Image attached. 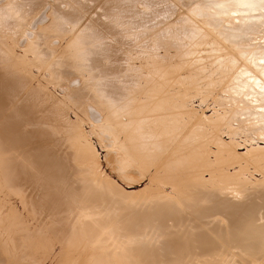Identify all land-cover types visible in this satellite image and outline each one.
Here are the masks:
<instances>
[{"label":"bare ground","instance_id":"bare-ground-1","mask_svg":"<svg viewBox=\"0 0 264 264\" xmlns=\"http://www.w3.org/2000/svg\"><path fill=\"white\" fill-rule=\"evenodd\" d=\"M261 144L264 0H0L2 263L264 264Z\"/></svg>","mask_w":264,"mask_h":264},{"label":"rangeland","instance_id":"rangeland-1","mask_svg":"<svg viewBox=\"0 0 264 264\" xmlns=\"http://www.w3.org/2000/svg\"><path fill=\"white\" fill-rule=\"evenodd\" d=\"M16 52L21 54V50L19 48H16ZM32 72H33V74L35 73V76L33 75L34 76L33 83L35 85H37L38 81H40V82H42V84L46 85L45 79H43V77H41V72H39L36 69H32ZM36 75H37V77H36ZM48 88L51 91H53L54 94L57 93L56 95H59L60 91H58L57 89H54L51 85H49ZM194 106L196 108H199V103L196 102L194 104ZM212 109H213L212 106L208 108L206 106V104H204L203 108L202 109H198V110L199 111L202 110L203 112H205L206 116H211L213 114V110ZM70 115H71L72 118H74V114L72 112H70ZM85 128L88 129V126H85ZM223 139L228 141L229 137L227 135H224ZM92 141H93V143H94V145L96 147V150H97V152L99 154L103 171H105L107 174H110V169H108L109 167H107V163H106V160H105V155H106L105 149H103L98 144V142H97L95 137H92ZM237 141H239L240 143H243V140L240 139V138H237ZM260 146L264 147V144H261ZM239 148H241V149H238V147H237L238 153L239 154H245V152H246L245 151L246 150L245 146H239ZM103 161H105V162H103ZM234 168L237 169V166H235ZM230 172H233V168L230 169ZM255 176L259 177V174H255ZM112 177H113V180L115 182H117L119 184V186L124 188L127 192H130V193L132 192V193H135V194L143 191L145 189L146 184L148 183L144 179L142 181L143 183H140L139 185L133 186L135 188L134 189L133 187L129 188L125 182H123L122 180L116 178L115 175L114 176L112 175ZM167 190H169V189L167 188ZM0 206H2V213L3 214H9L11 212L10 214L17 213L18 215H21L23 217L24 221H25L26 226L29 227V233L34 230L35 221H33L32 216H30L29 212H27L28 211L27 208L24 207L23 201L20 198L19 193L10 192V191H8V189H6V190L5 189H0ZM5 227L7 228V226L4 224V228ZM2 239L5 241V237H2ZM56 250H57V247H56ZM57 252H58V250H57ZM38 259H39V262H40L39 264H52V260L50 258H48V257H42V256L40 257L39 256ZM3 262H5V261H3ZM0 264H4V263H2L0 261Z\"/></svg>","mask_w":264,"mask_h":264}]
</instances>
